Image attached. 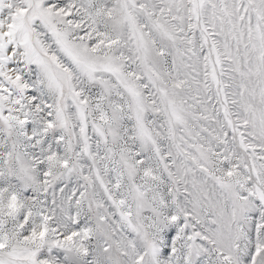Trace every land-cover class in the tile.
Returning <instances> with one entry per match:
<instances>
[{
    "label": "snow or ice",
    "instance_id": "6c2138e0",
    "mask_svg": "<svg viewBox=\"0 0 264 264\" xmlns=\"http://www.w3.org/2000/svg\"><path fill=\"white\" fill-rule=\"evenodd\" d=\"M0 264H264V0H0Z\"/></svg>",
    "mask_w": 264,
    "mask_h": 264
}]
</instances>
